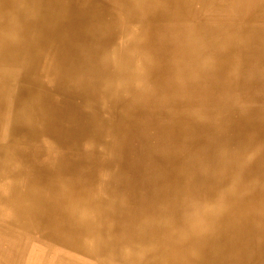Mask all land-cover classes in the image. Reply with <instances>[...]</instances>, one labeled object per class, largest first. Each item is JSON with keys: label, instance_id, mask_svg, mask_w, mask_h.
<instances>
[{"label": "bare ground", "instance_id": "6f19581e", "mask_svg": "<svg viewBox=\"0 0 264 264\" xmlns=\"http://www.w3.org/2000/svg\"><path fill=\"white\" fill-rule=\"evenodd\" d=\"M95 1L0 0V159L11 174L9 198L25 222L95 264H264V69L226 83L196 43L194 58L178 57L171 75L155 71L160 84L135 100L143 111L126 122L135 131L116 125L112 163L98 181L108 119L61 99L93 96V84L111 103L120 92L106 70L116 64L109 43L117 26ZM102 1L133 17L186 21L201 0ZM252 32L263 51L264 26ZM98 66L104 72L85 84L87 69ZM45 79L49 90L40 86ZM18 141L58 147L38 183L22 184L11 167L7 146Z\"/></svg>", "mask_w": 264, "mask_h": 264}, {"label": "rangeland", "instance_id": "374dc122", "mask_svg": "<svg viewBox=\"0 0 264 264\" xmlns=\"http://www.w3.org/2000/svg\"><path fill=\"white\" fill-rule=\"evenodd\" d=\"M201 1L204 2L201 3ZM201 1L195 6L192 18L186 21L178 19L174 21L148 20L139 16L133 17L120 13L102 0L95 1L99 11L109 10L107 20L113 21L117 26V35L109 43L115 47L117 52L116 64L111 67L107 66L106 70L112 71L114 82L120 92L113 96V103H111L112 96H106L96 84H93L96 82L97 76L104 72L98 66L92 68L93 70L87 69V78L85 76L84 81L85 84H93L91 92L93 96H78L77 98L70 96V101L64 95L62 97L58 95L57 97L53 96L52 99L56 100L61 97L63 102H69L72 107L75 106L74 109L84 115L92 113L100 116L101 119H108V147L104 154L107 163L103 162L101 167L98 166L96 180L100 181L102 178L105 180L104 174L110 166L109 163H112L111 147L113 146L114 133L118 127L116 125H120V127L129 125L135 131V125L126 124V122L129 115L143 111V105H140L142 102H137L140 104L136 105L135 100H140V96L151 98L153 95L149 93V88L156 83L160 84V80L156 82L154 78L155 71L167 69V73L171 75L173 68L176 67L175 62L178 57L184 61L194 58L196 43L200 42L207 48L203 54L207 64L210 66L211 64L220 65L219 80L226 83L239 84L244 81L246 73L254 74L264 69V50H259V43L255 38L258 36H253L254 32H252L264 26V0H254L250 3H246L247 0ZM258 53L262 55L263 62L259 61ZM80 66H89L88 68H90L94 65L80 64ZM167 79L164 81H168ZM169 79L172 81L171 76ZM203 79L201 78V81ZM51 82V80L45 79L40 83V86L49 90ZM154 88L156 90L165 89L156 86ZM172 90L173 87L171 93ZM43 96L52 95L43 94ZM155 96H166L167 98L170 95L166 92L163 95L155 94ZM83 100H86L89 105ZM259 103L263 104L264 102ZM177 106L183 107V105H175V107H171L172 110H176ZM220 108H224L223 105ZM48 143L47 141L42 143L31 141L26 145L18 141L14 146H7L13 151L10 153L11 167L20 171L17 176L22 184L25 182L38 183L45 173V169L56 160L58 147ZM4 163L7 162L3 158L0 159V248L3 250L0 252V264H31L30 257L35 254H38L41 259L33 264H95V259L90 254L82 252L68 242L57 239L52 233H45L39 229L43 228L42 226L36 227L32 225L31 221L25 222L24 216L18 211V202L9 198L10 191L5 188V185H9L8 180L11 174ZM3 211L7 213L5 214ZM14 255L16 256L14 257Z\"/></svg>", "mask_w": 264, "mask_h": 264}, {"label": "crops", "instance_id": "0c3cea01", "mask_svg": "<svg viewBox=\"0 0 264 264\" xmlns=\"http://www.w3.org/2000/svg\"><path fill=\"white\" fill-rule=\"evenodd\" d=\"M33 86L36 88V90L38 89V91H39V88H38L36 85H33ZM38 91H37V92H38Z\"/></svg>", "mask_w": 264, "mask_h": 264}]
</instances>
